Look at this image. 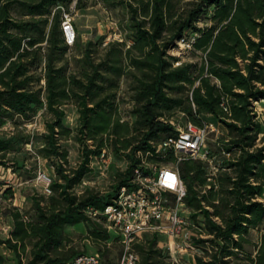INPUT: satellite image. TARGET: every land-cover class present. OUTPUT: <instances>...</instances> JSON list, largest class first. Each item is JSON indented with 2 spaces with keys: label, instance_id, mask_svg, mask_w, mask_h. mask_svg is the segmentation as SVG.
<instances>
[{
  "label": "trees",
  "instance_id": "obj_1",
  "mask_svg": "<svg viewBox=\"0 0 264 264\" xmlns=\"http://www.w3.org/2000/svg\"><path fill=\"white\" fill-rule=\"evenodd\" d=\"M70 1L0 0V127L16 116L31 120L38 108L46 106L52 119L46 123L38 153L58 160L60 176L52 181L53 194L45 204L44 197L35 200L30 218L19 208L10 209L13 227L1 242L15 253L18 264H24L27 253L25 264H57L84 253L65 251L67 228L90 221L91 238L106 243L117 239L124 251L121 235L114 237L105 217H91L88 208L102 210L111 203L140 162L136 152L151 149L150 141L173 132L160 117L184 113L199 124L211 115L232 136L226 149L240 155L225 162L217 188L208 182L201 161L188 159L179 166L187 186L185 202L193 218L202 215L205 222L195 232L207 235L194 237L192 264H264V126L255 110V103L264 100V0H196L184 17L174 21L168 14L170 0H140L137 7L129 5L134 21L131 46L125 49L122 42L111 43L105 59L95 62L88 43L83 57L86 67L79 71L68 69L67 54L78 39L73 46L67 44L58 8ZM14 10L27 19L15 18ZM202 20L205 26H199ZM182 39L190 41L191 47L180 45ZM175 50L202 55L198 61L182 62L173 55ZM43 62L45 88L39 86L37 74ZM124 74L133 78V125L116 117L115 93L108 91ZM71 101L79 113L77 138L83 151L79 166L68 172L64 167L68 152L60 141L72 133L62 107ZM15 140L0 138V158H6ZM110 141L116 154L128 150L129 161L118 175L114 192L101 195L90 190L78 195L74 188L92 172V157L100 155ZM2 165L7 163L0 159ZM4 194L12 196L11 187ZM254 232H258L256 239ZM150 235L132 245L139 264H181L169 258L166 245H158L159 234ZM106 254L102 252V260L109 264ZM0 264H7L1 254Z\"/></svg>",
  "mask_w": 264,
  "mask_h": 264
},
{
  "label": "rangeland",
  "instance_id": "obj_2",
  "mask_svg": "<svg viewBox=\"0 0 264 264\" xmlns=\"http://www.w3.org/2000/svg\"><path fill=\"white\" fill-rule=\"evenodd\" d=\"M74 0H71L65 7L69 8L75 17L76 28L83 27L78 30V43L68 52V69L69 71H79L86 65L83 62L85 49L88 43H92L93 59L100 62L105 59L107 53L111 49V43L122 42L124 48L127 49L133 43L134 21L132 20V12L130 4L138 6L140 0H76L74 7H70ZM144 3H151L152 0H143ZM172 14L171 20H180L190 9L194 7L196 0H170ZM79 4L83 5L79 8ZM13 15L17 19H27L19 10H14ZM171 22V21H170ZM174 24V23H173ZM170 24V25H173ZM199 26H205L202 20ZM169 34L173 31H169ZM167 33V34H168ZM173 55L180 57L182 62H195L200 60L202 53L195 51L175 50ZM125 68H128V62H125ZM129 69V68H128ZM37 74L41 80L39 86H46V68L45 62L37 69ZM133 78L124 74L116 79V86L109 89L110 93H115L114 101L116 106V117L122 122H129L131 125L136 120L134 113L135 100L133 91ZM105 93H103L104 95ZM66 111L65 124L72 129V133L63 138L60 142L63 148L68 152L67 162L64 167L68 172L77 168L82 161L83 147L78 141V128L80 126L79 113L76 104L71 101L62 106ZM255 110L264 126V100L255 103ZM178 114H175L177 116ZM47 107L38 108L36 114L31 120H23L19 116L8 119L7 122L0 127V138L15 137L14 148L6 153V158H0L6 161L7 165L0 166V254L6 258L7 264H18V258L1 241L10 236L12 229L8 230V226L13 227V218L10 209L19 208L26 218H30L35 210V200H41L44 197L43 204L47 198L53 194L45 192L50 187L52 181L59 179L57 171L58 160L46 159L38 153V149L44 143V135L47 133V121L51 120ZM207 119L217 120L213 116ZM219 121V120H217ZM221 130L224 133L222 138L228 141L232 139L227 127L221 123ZM92 144V141H88ZM113 142H107V146L102 150L100 155L91 159L90 172L84 181L74 188L78 195H82L87 191H94L101 195H108L114 192V186L117 183L118 175L125 171L129 165L128 150H121L116 154L113 150ZM258 142V145H262ZM93 147L94 146H90ZM104 155V158H103ZM107 159L108 162H105ZM153 161V160H152ZM46 177H45V176ZM11 187L12 196H5V191ZM12 197V202L8 199ZM264 199V195L261 197ZM203 216L197 218L202 220ZM91 222L80 223L67 228L69 239L65 251H81L84 253H99L105 262L102 252H106V259L109 264H117L121 260L123 247L117 239H110L107 243L100 240H94L89 235ZM113 236L117 234L111 230ZM144 237H150V233L143 234ZM258 232H254L253 237L256 239ZM168 238L159 236L158 245L162 247L167 245ZM107 244V245H106ZM169 244V243H168ZM171 249L173 244L170 245ZM253 250L252 246L248 247ZM195 248L187 251H175L176 258L181 264H192L194 261ZM28 253L23 258L25 264ZM169 258L172 257L169 253Z\"/></svg>",
  "mask_w": 264,
  "mask_h": 264
},
{
  "label": "built area",
  "instance_id": "obj_3",
  "mask_svg": "<svg viewBox=\"0 0 264 264\" xmlns=\"http://www.w3.org/2000/svg\"><path fill=\"white\" fill-rule=\"evenodd\" d=\"M75 4L76 0L70 7ZM58 8L62 10V30L66 42L73 46L77 39L75 17L64 5ZM179 43L183 47H191L190 41L182 39ZM209 116L211 115L204 116L199 124L188 120L184 113L170 118L160 117L172 126L173 132L161 140L150 141L151 149L136 152L140 162L134 168L128 184L120 187L111 203L102 210L88 208L87 212L91 217L103 215L109 230L113 229L121 235L124 251L118 264H139V256L132 245L146 233H156L168 238L169 244L166 246L174 263H179L176 250L187 251L193 248L194 237H207L195 232L205 222L204 218L195 220L192 210L185 202L187 186L181 177L179 166L188 159L201 161L208 182L217 188V177L226 169L225 162L236 161L240 155V151L231 152L226 149L229 141L222 138L224 133L221 122L207 119ZM154 156L159 160L152 161L150 157ZM104 161L108 162L107 159ZM45 192H51L50 187ZM12 200V197L8 199L9 202ZM206 208L211 209L209 206ZM215 220L220 221L218 217ZM10 229L12 226L9 225L8 230ZM171 244L175 251L171 249ZM57 264L104 263L99 253H82Z\"/></svg>",
  "mask_w": 264,
  "mask_h": 264
},
{
  "label": "crops",
  "instance_id": "obj_4",
  "mask_svg": "<svg viewBox=\"0 0 264 264\" xmlns=\"http://www.w3.org/2000/svg\"><path fill=\"white\" fill-rule=\"evenodd\" d=\"M82 28H83V27L81 26L79 29H78V28H77V29H78V30H82ZM193 259H194V258H193Z\"/></svg>",
  "mask_w": 264,
  "mask_h": 264
}]
</instances>
